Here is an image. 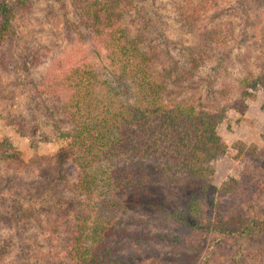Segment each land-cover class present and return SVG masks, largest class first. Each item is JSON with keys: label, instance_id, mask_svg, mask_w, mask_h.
<instances>
[{"label": "trees", "instance_id": "trees-1", "mask_svg": "<svg viewBox=\"0 0 264 264\" xmlns=\"http://www.w3.org/2000/svg\"><path fill=\"white\" fill-rule=\"evenodd\" d=\"M207 2L213 8L222 0ZM71 4L75 25L86 31L79 40L92 45L91 60L85 56L73 66H62L60 73L46 74L35 85L43 88L38 91L44 96L38 99L47 105L48 114L63 117L69 126L63 132L66 144L54 155L23 161L7 138L0 140L1 177H9V171L40 169L37 177L40 182L44 179V194L60 187L74 194L71 200L78 206L80 196L97 194L98 206L114 213L107 220L110 226L95 222L68 230V263L137 264L145 248L151 252L147 248L158 243L180 241L168 228L151 229L150 217L164 218L176 229L236 242L264 231V150H240L238 178H229L219 189L210 182L213 162L225 150L217 133L225 111L231 107L242 112L245 98L240 97L249 96L245 88L264 85V68L250 76L244 73L235 86L220 78L217 69L231 64L246 69L250 64L248 52L231 50L237 37L232 22L203 27V6L190 1L181 5L179 21L198 40L182 43L171 60L161 47L163 37L128 24L134 0H71ZM29 7V0H0V49L13 44L15 21ZM205 69L210 72L206 83H218L222 104L198 95L169 96L175 86ZM1 116L26 135L23 116ZM74 171L69 181L67 175ZM122 215H128L123 229L115 225ZM5 217L0 216L1 224ZM9 235L2 232L0 264L24 252Z\"/></svg>", "mask_w": 264, "mask_h": 264}, {"label": "rangeland", "instance_id": "rangeland-1", "mask_svg": "<svg viewBox=\"0 0 264 264\" xmlns=\"http://www.w3.org/2000/svg\"><path fill=\"white\" fill-rule=\"evenodd\" d=\"M189 1L203 6L200 10L203 27L214 22H232L237 36L233 39L232 52L250 54L246 69L240 64L217 69L222 80L235 86L244 73L250 76L264 68V0H222L213 8L208 7L209 0H134V10L127 22L145 29L153 37H163L161 47L172 60L182 43L198 40L194 33L188 34L179 21L180 7ZM29 6L27 13L15 21L13 44L0 49V140L7 138L23 161L54 155L67 141L63 132L68 131L69 126L63 117L48 114L49 108L38 99L44 96L38 91L43 88L36 89L35 85L42 83L46 74L60 73L62 66H73L85 56L91 60L92 49V45L79 40L80 34L86 31L75 25L71 0H29ZM208 74L209 70L205 69L188 82L180 83L169 96L184 99L198 95L203 101L216 100L222 104L216 92L217 81L206 83ZM245 91L249 96L240 97L245 98L240 108L243 111L227 108L217 126L225 150L212 165L214 172L210 182L216 189L229 178H238L240 150L246 147L264 150V85L248 87ZM8 114L24 117L25 136L7 125L1 115ZM48 171L54 174L52 169ZM39 173L40 169L27 168L16 173L9 171V177L0 176V216L7 215L4 222H0V240L2 232L10 234V240L24 250L7 258L5 264H69L66 240L72 226L90 227L95 222L111 225L107 220L111 221L114 213L104 212L98 206L97 194L93 198L80 196L79 206L77 201L71 200L74 194L61 191L60 187L44 194V179L38 181ZM75 173L67 175L69 181ZM83 215L90 217L84 219ZM126 216L122 215L115 225L125 228ZM261 218L264 219V214ZM149 220L151 229L168 228L180 236V241L158 243L147 248L151 252H146L145 248L143 259L137 264H264V231L236 242L231 238L217 239L176 229L166 224L164 218L150 217Z\"/></svg>", "mask_w": 264, "mask_h": 264}]
</instances>
